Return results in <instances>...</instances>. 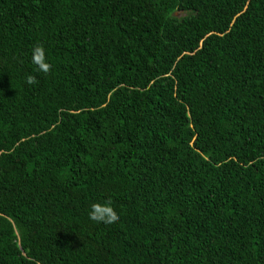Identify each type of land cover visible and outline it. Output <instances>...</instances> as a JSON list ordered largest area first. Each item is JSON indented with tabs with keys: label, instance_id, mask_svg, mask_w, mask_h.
Returning a JSON list of instances; mask_svg holds the SVG:
<instances>
[{
	"label": "trees",
	"instance_id": "1",
	"mask_svg": "<svg viewBox=\"0 0 264 264\" xmlns=\"http://www.w3.org/2000/svg\"><path fill=\"white\" fill-rule=\"evenodd\" d=\"M0 264H264V0H0Z\"/></svg>",
	"mask_w": 264,
	"mask_h": 264
},
{
	"label": "clouds",
	"instance_id": "2",
	"mask_svg": "<svg viewBox=\"0 0 264 264\" xmlns=\"http://www.w3.org/2000/svg\"><path fill=\"white\" fill-rule=\"evenodd\" d=\"M31 62L35 65V70L40 73H48L50 64L47 62L44 49L37 45L31 51ZM28 84L36 82L35 77L28 75L26 77ZM87 217L90 221L111 225L118 222V216L114 211L110 201H96L89 205Z\"/></svg>",
	"mask_w": 264,
	"mask_h": 264
}]
</instances>
